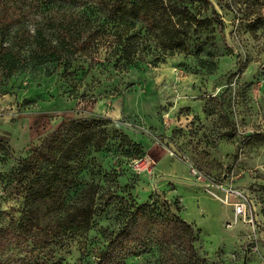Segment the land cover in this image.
I'll return each instance as SVG.
<instances>
[{"label": "rangeland", "instance_id": "rangeland-1", "mask_svg": "<svg viewBox=\"0 0 264 264\" xmlns=\"http://www.w3.org/2000/svg\"><path fill=\"white\" fill-rule=\"evenodd\" d=\"M209 1L223 34L205 31L194 44L200 54L193 44L163 52L137 25L129 35L138 49L127 59L119 53V31L92 3L43 6L22 31L4 36L19 61L12 72L0 66V136L8 139L0 152V226L20 218L22 160L73 119L108 120L105 146L74 167L71 194L83 184L98 188L87 250L81 256L71 243L56 252L58 261L98 264L95 248L120 226L124 203L133 201L156 203L190 223L198 264H264V0ZM195 7L209 16L210 6ZM65 20L89 22L95 35L89 41L83 35L58 61L36 48L32 36L44 26L45 36L55 38L47 22ZM119 135L130 145H120ZM140 156L151 160L150 174L132 173L130 162ZM147 250L126 264H159L158 249Z\"/></svg>", "mask_w": 264, "mask_h": 264}, {"label": "trees", "instance_id": "trees-1", "mask_svg": "<svg viewBox=\"0 0 264 264\" xmlns=\"http://www.w3.org/2000/svg\"><path fill=\"white\" fill-rule=\"evenodd\" d=\"M0 0V66L15 70L18 52L4 45V36L13 28L23 30V22L43 6L80 8L91 4L113 24L120 45L119 53L130 59L137 52L129 35L137 25L157 42L161 51L175 54L189 50L204 32L215 28L223 34V24L209 0ZM196 5L210 6V14L200 15ZM55 38H47L44 26H37L35 47L61 61L77 48L83 35L93 39L89 22L74 26L69 20L47 22ZM24 37L20 38L23 40ZM55 44L52 43L53 40ZM198 43V42H197ZM202 53L201 45L193 47ZM43 58H40V61ZM131 63V61H129ZM108 120L73 119L58 128L31 156L20 162L18 174L24 182L20 218L0 226V264H62L56 252L75 243L84 255L96 211L98 188L83 184L74 187L75 165L89 150L100 151L109 140ZM120 145H130L119 135ZM5 136H0V152L7 151ZM140 156L133 159L142 158ZM132 173L136 176H141ZM120 226L95 248L98 264H126L127 259L145 254L148 247L160 253L159 264H198L193 226L177 214H169L156 203L137 205L125 202ZM19 252V253H17Z\"/></svg>", "mask_w": 264, "mask_h": 264}, {"label": "built area", "instance_id": "built-area-1", "mask_svg": "<svg viewBox=\"0 0 264 264\" xmlns=\"http://www.w3.org/2000/svg\"><path fill=\"white\" fill-rule=\"evenodd\" d=\"M170 155L172 156L173 153L170 152ZM130 168L131 170L137 174V175H142V174H150L152 170V162L148 157H142L138 159H132L130 162ZM189 172L190 174L195 177L197 180L201 179V175L199 172H197L193 166L190 165L189 167ZM218 187V186H217ZM237 212L243 213L245 211V207L243 204H237Z\"/></svg>", "mask_w": 264, "mask_h": 264}, {"label": "crops", "instance_id": "crops-1", "mask_svg": "<svg viewBox=\"0 0 264 264\" xmlns=\"http://www.w3.org/2000/svg\"><path fill=\"white\" fill-rule=\"evenodd\" d=\"M159 165L161 166V165H162V163H159ZM159 165H158V166H159ZM174 167H175V166H174ZM168 173H169V172H168Z\"/></svg>", "mask_w": 264, "mask_h": 264}]
</instances>
